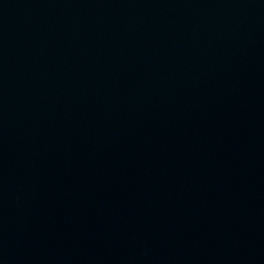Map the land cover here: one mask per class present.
Returning a JSON list of instances; mask_svg holds the SVG:
<instances>
[{"label":"water","instance_id":"1","mask_svg":"<svg viewBox=\"0 0 264 264\" xmlns=\"http://www.w3.org/2000/svg\"><path fill=\"white\" fill-rule=\"evenodd\" d=\"M0 264H264V0H0Z\"/></svg>","mask_w":264,"mask_h":264}]
</instances>
